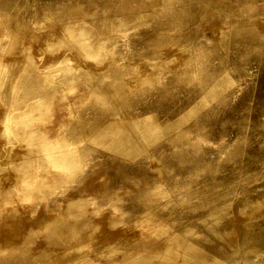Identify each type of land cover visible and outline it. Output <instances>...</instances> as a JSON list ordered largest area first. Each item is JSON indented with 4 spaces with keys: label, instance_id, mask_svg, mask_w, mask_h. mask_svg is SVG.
Instances as JSON below:
<instances>
[{
    "label": "rangeland",
    "instance_id": "obj_1",
    "mask_svg": "<svg viewBox=\"0 0 264 264\" xmlns=\"http://www.w3.org/2000/svg\"><path fill=\"white\" fill-rule=\"evenodd\" d=\"M135 1L0 0V263H156L150 248L172 233L179 253L218 244L216 264H264V239L244 240L264 231V54L227 43L241 21L264 43V0L243 20L239 0H207V13L200 0H177L174 25L158 17L166 0L141 1V16ZM66 8L71 17H59ZM188 37L204 48L198 82L174 76L191 71ZM224 76L232 82L211 96ZM104 85L112 94L93 104ZM147 114L163 130L153 140L128 132L130 151L102 143ZM172 123L192 128L191 138L168 143ZM67 141L74 151L64 160ZM21 171L34 185L20 182ZM157 184L169 196L155 195Z\"/></svg>",
    "mask_w": 264,
    "mask_h": 264
},
{
    "label": "bare ground",
    "instance_id": "obj_2",
    "mask_svg": "<svg viewBox=\"0 0 264 264\" xmlns=\"http://www.w3.org/2000/svg\"><path fill=\"white\" fill-rule=\"evenodd\" d=\"M143 0H136L132 5V11H134L136 13L137 16H141L142 15V10L140 8L141 4ZM161 1V0H160ZM177 0H166V9L164 10V12L160 13L158 15L159 20H164L165 22L169 23V24H175L176 20H177V10L175 6V2ZM202 3V8L204 12H208L211 8V3L210 4H205V2H207V0H200ZM204 1V3H203ZM240 4H239V9L240 12L238 13L239 18H237L238 20H243L242 17H244L245 15H248L250 13H253L254 11H257L258 9H262L261 6L257 3V0H239ZM59 17L61 18H65V17H71V12L70 9L66 8L64 10H62L59 15ZM163 17V18H162ZM66 21V20H65ZM75 21V20H74ZM2 27L0 28V32H4V30L6 29V24L5 23H1ZM72 24H68V30L73 29ZM188 45L190 46L191 50H193L195 52V55L193 54L192 58H190L191 61V71H188V73H175L174 76H178L176 77V79H182L185 81H190V80H196L201 81L203 79H205V76H203L202 73V69L199 68L198 66L194 65V60L195 58H198V56L200 55V53H202L203 51V45L202 44H196V42L194 41V39H192V37H188V39L186 40ZM250 42L254 45H256L257 49H256V53L258 55H262L264 54V43L261 41L260 38V30H258L255 26H250L247 23H245L244 21H241L240 24L231 31L230 36L228 37L227 43L231 44V43H240V42ZM153 50V49H151ZM120 70H122V68L120 67ZM195 74L196 76L194 77ZM116 78H115V83H116ZM232 82V80L227 77L224 76L222 77V80H218L216 82H213V85H211L212 87L208 90L209 94L211 96H215L219 93L220 90H223L226 86H228L230 83ZM155 83V79L151 78L147 81L146 85H152ZM102 88V89H101ZM98 93H96L94 95L95 98V103L93 102V104H96L97 102H101V101H107V96L112 94L113 89L107 86H102ZM115 92V91H114ZM129 98V97H128ZM125 98V102L124 104L127 105L128 104V108H130L129 105V99ZM207 99V97H203V99ZM202 99V100H203ZM120 102L116 101V106H119ZM160 109L164 110L166 108V104H157ZM122 117H124V115H121ZM206 114L204 115H200V117L196 120L195 122V129L194 131L197 132L198 136L200 138H205L206 137V129H205V118ZM149 115H144V116H137L134 119H131L128 124L126 126H116V128H112L110 131V135H112L110 140H101L102 143H107L110 144L113 147H117L123 151H130L133 150L135 148V143L131 141V136L128 134V132L133 133L134 135H138V137L140 138V140L142 142H146V141H151L155 138V136L159 133V132H163V130H161V125L158 124L155 121H150L148 120ZM169 132L167 133V142L169 143L170 140H174L175 142H171V143H176L177 142V138L181 139L186 137L187 138H191V133L194 131L192 128H186V127H182V129L180 131H178V127L176 125V123H172L170 125L169 128ZM179 135V136H178ZM47 138V137H45ZM135 142L138 143L137 139L134 140ZM44 145L47 148H52L53 147V143L50 142V140L47 138L46 141L44 142ZM61 146H65L66 148L64 149V151L61 153V157L66 160L74 151L71 146L70 143L67 142H63L62 144H59ZM190 151H194V149H189ZM190 152L187 156V158L191 161L193 167L195 168H199V167H203V165L205 164V162L203 161L202 157H200L196 151V153ZM50 157H55L57 158V154H55L54 152L51 151V154H49ZM46 158H49L48 156ZM54 159V158H53ZM169 159V158H168ZM53 161V160H52ZM53 164H55V162H52ZM169 169L171 170L174 167V161H170V164L168 165ZM22 175V176H21ZM21 175L19 176V180L21 177L20 182L23 183V185L26 186H32L34 185V180H31L30 177L33 175L30 172L27 171H21ZM142 176V175H141ZM146 177V176H144ZM172 188L169 185H162V184H157V186L155 187V195H161V196H169V193L171 192ZM150 195V194H149ZM70 203H75L76 205H81L82 203H84V201L80 200V199H76V200H71ZM163 212H162V216H163ZM165 219V218H164ZM48 220V219H47ZM46 220V221H47ZM165 224V222H164ZM228 221H222L221 222V227L216 228L215 230H220V228H222V230L224 228H227ZM252 224H255L252 223ZM255 226V225H253ZM165 228H167L166 225H164ZM172 233H169L168 235H166V238L164 239H160L158 240L150 249L152 252H154L157 255V259H156V263H150L149 260H147V258H142L139 259L137 257H134L131 261L130 264H216L217 259H218V253H219V249H218V244H200L198 246V250L194 253H190V254H183V253H179L175 250H173L172 248V244L171 242H169V240H173L176 241V239L178 237L171 235ZM249 239V240H256V239H264V231H261L259 233L253 234V233H247L245 235L244 240ZM178 240V239H177ZM43 256H47V253L45 251H43L42 253ZM0 264H7V262H2Z\"/></svg>",
    "mask_w": 264,
    "mask_h": 264
}]
</instances>
